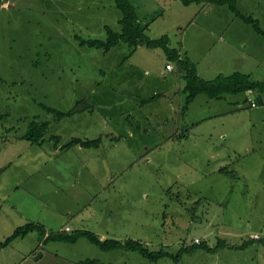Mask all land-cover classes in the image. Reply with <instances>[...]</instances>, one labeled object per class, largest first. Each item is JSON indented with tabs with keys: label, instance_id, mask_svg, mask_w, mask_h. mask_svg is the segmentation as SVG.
<instances>
[{
	"label": "rangeland",
	"instance_id": "1",
	"mask_svg": "<svg viewBox=\"0 0 264 264\" xmlns=\"http://www.w3.org/2000/svg\"><path fill=\"white\" fill-rule=\"evenodd\" d=\"M129 1L151 39L165 34L178 41L179 33L172 31L183 17L177 14L187 17L200 10L181 1ZM238 1L264 27V0ZM6 2L0 4V112L8 115L0 124H13L17 135L33 119L46 120L43 139L60 134L62 144L88 131H105L115 139L98 134L104 138L100 158L93 147L82 149L85 156L75 152L72 163L61 157L57 169L65 181L45 179L35 185L51 165L45 166L39 149L36 160L30 152L14 158L11 183L1 192L6 199H0V215L10 213L0 218V230L9 235H0V243L17 227L42 219L51 206L52 218L43 216L45 225L39 223L49 233L68 225L102 240L133 239L152 251L163 247L173 254L193 246L195 238L210 247L218 240L227 245L211 252L199 248L177 261L152 262L136 251H102L84 237L74 245L44 243L34 230L12 239L0 264H79L86 258L98 264H264V179L254 175L264 172V115L216 116L237 104L250 109L243 93H225L221 99L199 93L182 112L187 94H176V88L183 80L165 71L162 47H139L133 53L123 42L108 52L79 45L75 35L104 40V26L120 31L122 14L113 0ZM172 47L179 49L175 43ZM247 57L242 69L264 81V50L249 46ZM154 91L165 96L143 103ZM43 106L77 111L55 120ZM259 108L264 110V104ZM249 123L255 128L247 130ZM176 133L181 136L173 138ZM250 137L256 151L252 159L244 154ZM223 167L226 175L220 172ZM252 234L259 237L247 244ZM41 252L45 257L37 261Z\"/></svg>",
	"mask_w": 264,
	"mask_h": 264
},
{
	"label": "crops",
	"instance_id": "2",
	"mask_svg": "<svg viewBox=\"0 0 264 264\" xmlns=\"http://www.w3.org/2000/svg\"><path fill=\"white\" fill-rule=\"evenodd\" d=\"M173 1L180 2V0H171V3ZM235 2L237 4V8L240 11V13L247 16L248 15L247 10H241L238 5V2H241V1L235 0ZM6 3H7L6 1H3L1 5L2 4L4 5ZM195 4L199 5L200 10L198 12L193 13L192 15H189L187 17L182 13L177 14L179 15L178 16L179 18L183 17V20L175 24L173 28L174 30L172 32L174 33L178 32L180 37L178 41L176 39L170 40V37L167 35L168 46L172 49H175L172 47V44L174 43L177 44V46H179L178 47L179 49H175V50L177 51L179 57L181 58L186 57L189 60V62L195 67V71L197 75L203 80H213L218 75H229L234 72L248 74L247 71L242 69V68L247 67V61L250 59L249 57H247V49L250 46V47H255V48L261 47V50H264V37L258 34L254 30V28L250 26L249 24H247V22H245L241 17H238L233 11H231L227 5H218L214 3L213 1H208V0L202 1L200 3H195ZM158 14H161V13H158ZM140 18H142V16L137 17V21ZM261 28L264 30V27H261ZM167 32L171 34L170 33L171 31L167 30ZM163 36H166V35L164 34ZM139 47H144V46L142 45ZM127 57H125L123 61H126ZM168 62L172 64L173 69L167 70L164 67V69H166L165 71L168 73L174 72L176 74H179L181 76V79L183 80L182 83L180 82V85L178 84V87L176 88V94H179L180 92H183L182 89L185 83V80L183 78V72H181V70L177 68L175 62L167 59L166 63ZM230 68H233V69H230ZM254 80L264 82L261 79L255 78ZM157 94H160V93H157L154 91L152 95H150L147 98L149 99L150 97L157 95ZM160 95L164 97L165 92H162ZM243 95H244V101H246L247 92L243 93ZM256 96H258V94H256ZM145 102L147 101H144L143 103ZM152 102L153 101L151 100V103ZM177 104L179 105L178 101L176 100V105ZM176 105L173 107L175 108L174 110L175 114L177 112ZM261 105L262 104H259V106L255 107L256 109H258L257 111L253 110L254 108H251L249 106L248 107L250 109H247L246 111L245 108H243L244 106L242 107L241 104H237L235 106H231L224 113H220L216 116L220 118L222 117L220 116L222 114H229L231 116H234V115H238L242 113L243 114L247 113L248 117L255 118V116L257 117L260 115H264V110L259 108ZM43 111L47 113H51V112L46 111V109H44ZM7 115H8V112L1 111L0 119L1 120L6 119ZM54 119L57 120L56 118ZM205 119L206 118H202V120H205ZM259 121L263 123L262 119H259ZM46 122H48V125H49V121H46ZM27 126L28 124L26 123L23 131H21L19 134L16 135L15 133L16 127L13 126V124H10V125L0 124V177H2V179L0 180V194L2 196V198L0 197L1 200H5L7 196L6 193L2 195L1 192L7 185H10L11 183V176H12L11 175L12 173L11 164L12 162H14L15 160L14 158L20 157L23 155L29 156L27 154L28 152H30L31 153L30 156H32L34 160H36L41 155V158L43 159V163L45 164L46 167L48 164H51L50 166H48V168H46V172L43 171L44 172L42 173L43 179H41L40 181H38L37 179L36 184H35L37 186L38 184L42 183V181H44L45 179L50 182L59 181L61 177L63 179V176H61L60 171L57 169V161L61 157L64 158V162L72 163L74 161L75 152H77L78 154L82 156H85L87 152H84L82 149H90V148H84V147L75 145L72 147H66V149L63 150V146L67 144L70 140H68L65 144L60 143L61 141L60 134H51V136L48 137V139L44 138L42 142L40 143H32L23 138V135L26 132ZM249 127L255 128V125L254 124L250 125L249 123L247 130L249 129ZM250 132H253V130H250ZM98 134H101L104 136L106 134L109 138H113L111 141H114L115 139L114 135L109 136V133H106L105 131H101V132L99 131ZM98 134L91 135L88 131V135L84 133V134H80L79 137L75 136L73 138L95 139L97 138V136H99ZM178 136H181V135H178L176 133L173 135V138L174 137L177 138ZM251 136H252V133H251ZM54 137H57L58 142L55 141ZM130 137H131V133H130ZM263 139H264V136H263ZM253 140L254 139L250 137V142H247V146H246L247 152L244 153L250 159H252V157L256 155L255 154L256 151L254 147L255 144H253ZM103 141H104V138H101V142L99 146L93 147L95 150V156L97 158H100L102 155L101 152L99 151L101 148L100 145L103 144ZM115 143L118 144V140H116ZM240 147H242V145ZM37 149H39V153H40L38 157H36L37 153L35 154ZM261 158L264 161V157H261ZM81 162H84V161H81ZM38 169H40V167H38ZM220 172L223 173L222 171ZM18 175L20 174H17L16 172V176ZM254 175L259 177L260 179H264V172H261V171L255 172ZM91 177L92 179H94L93 176ZM63 180L65 181V179ZM77 182H80V181H77ZM72 185H74V183ZM16 186H18V184ZM262 187H264V185ZM86 203H88L87 199L86 201H84V205ZM7 207H11V206H7ZM13 207L17 208L18 206H13ZM47 207L48 208L46 209L43 208V209L48 214H44L43 216L49 219V217L52 218L53 215L51 211L54 209L51 206H47ZM34 210H38V207L34 206ZM0 212H1V208H0ZM66 213L70 215L72 214V212L69 213L68 211ZM7 216L10 217V213L4 210L3 214L0 215V218L1 217L6 218ZM43 216H42V219L38 218L35 220H37L38 223H41L45 220ZM37 221H32V222L36 223ZM0 224H1V219H0ZM41 224L45 225L43 223ZM66 227L69 228V231H65ZM58 230L69 234L72 231L77 230V229H73L72 227L68 225H66L65 227L64 225H61ZM0 232H1L0 235L3 237L9 235L8 233H6V229H2V231L0 230ZM48 234L49 232H46L44 237H46ZM78 241L79 239L72 245L76 244ZM55 242H59L62 244L65 243V242H60V241H55ZM6 246L0 248V255L2 251L3 252L5 251ZM191 253H194V252H191ZM32 254L35 255L36 251L34 250ZM55 255H56L55 260H58L57 258L58 255L57 254ZM43 257H45V255L43 252H41L36 257V260L37 261L39 259L41 260ZM61 262H63V264H66L64 261H58V263L54 262L52 264H60ZM16 264H24V263L22 261Z\"/></svg>",
	"mask_w": 264,
	"mask_h": 264
},
{
	"label": "trees",
	"instance_id": "3",
	"mask_svg": "<svg viewBox=\"0 0 264 264\" xmlns=\"http://www.w3.org/2000/svg\"><path fill=\"white\" fill-rule=\"evenodd\" d=\"M6 0H0V4ZM117 9L121 12L122 17L119 19L121 25L120 31H115L109 26H104L106 32V38L104 40L100 39H90L82 38L79 35H75V39L81 46H88L91 48H96L102 50L103 52H108L111 48L117 46L119 43L123 42L127 44L131 51H135L139 46H144L147 48L162 47V50L168 60L175 62L177 68L183 72V78L185 80L182 91L187 94L185 98V103L182 106V112H184L190 102L199 93L206 94L209 98H220L225 93H245L252 91L254 94H258L262 98V103L264 104V82L254 80L249 74H244L240 72H234L229 75H218L213 80H203L201 79L196 71L195 67L189 62L186 57H179L177 51L168 46L167 36H161L159 39H151L145 34V30L148 27L147 24L141 25L137 21L135 15L134 7L129 0H113ZM184 5L190 3H200L205 0H180ZM213 1L218 5H227L228 8L233 11L238 17H241L247 24L252 26L254 30L264 37V30L260 27L258 20L253 18L251 15H243L240 13L236 6L235 0H208ZM154 95L147 99L146 101H151L156 98ZM259 106V105H258ZM46 111L51 112L55 115L57 120H60L66 116L73 115L75 111L63 112L56 110L54 108L43 106ZM84 108V107H82ZM79 111V110H78ZM48 128V122L46 121H36L33 120L28 123L27 130L23 135V138L32 143H40L43 140L44 134ZM55 141L58 142L57 137H54ZM101 142V137L95 139H81L72 138L70 141L63 146L72 147L75 145L90 148L98 147ZM220 171L227 174L228 171L225 167L221 168ZM37 230L42 235L43 242L47 241H60L68 244L75 243L78 239L84 237L97 246L102 251H113V250H131L138 252L141 256L148 259L149 261L156 262L163 258H170L173 261H177L182 257L184 253L194 252L196 249H203L205 251L211 252L215 251L218 247L226 246L227 243L224 240H218L217 244L213 247L208 246L206 243L201 242L199 244L194 243L193 246L187 245L180 248L176 253H170L161 247L157 251L150 250L144 243L133 240H117L113 238L100 239L94 232L77 229L67 234L65 232H50L46 237H44L46 231L44 227L35 222L27 223L23 226L17 227L13 233L7 237V239L0 243V248L6 246L12 239L16 237H24L29 232ZM254 239L248 240L247 244L251 243ZM232 247V246H229ZM244 247V244L236 246V248ZM79 264H98L96 259L86 258L79 261Z\"/></svg>",
	"mask_w": 264,
	"mask_h": 264
},
{
	"label": "built area",
	"instance_id": "4",
	"mask_svg": "<svg viewBox=\"0 0 264 264\" xmlns=\"http://www.w3.org/2000/svg\"><path fill=\"white\" fill-rule=\"evenodd\" d=\"M165 68L167 70H172L173 66H172V64L170 62H168V63H166ZM246 101L249 104V107H251V108L257 107L259 105V101L257 99V96L252 91L247 92ZM65 231H69V228L66 227ZM258 237H259L258 235H253V234L250 236L251 239H258ZM194 241L196 243L199 242V240L196 239V238L194 239Z\"/></svg>",
	"mask_w": 264,
	"mask_h": 264
},
{
	"label": "water",
	"instance_id": "5",
	"mask_svg": "<svg viewBox=\"0 0 264 264\" xmlns=\"http://www.w3.org/2000/svg\"><path fill=\"white\" fill-rule=\"evenodd\" d=\"M257 99L262 103V98L260 96H257Z\"/></svg>",
	"mask_w": 264,
	"mask_h": 264
}]
</instances>
